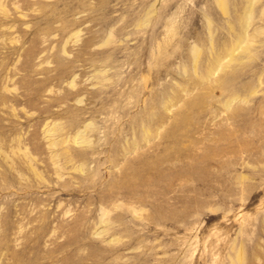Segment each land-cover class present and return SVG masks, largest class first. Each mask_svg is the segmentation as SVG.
<instances>
[{
    "label": "rangeland",
    "instance_id": "rangeland-1",
    "mask_svg": "<svg viewBox=\"0 0 264 264\" xmlns=\"http://www.w3.org/2000/svg\"><path fill=\"white\" fill-rule=\"evenodd\" d=\"M221 1L0 0V264H264V0Z\"/></svg>",
    "mask_w": 264,
    "mask_h": 264
},
{
    "label": "bare ground",
    "instance_id": "bare-ground-1",
    "mask_svg": "<svg viewBox=\"0 0 264 264\" xmlns=\"http://www.w3.org/2000/svg\"><path fill=\"white\" fill-rule=\"evenodd\" d=\"M220 1H221V0H220ZM221 2L223 3V1H221ZM219 3H220V2H219ZM222 3H221V5H223ZM239 253H240V252H239ZM240 256H242V255L240 254ZM238 257H239V255L237 256V258H238ZM239 258H242V257H239ZM236 260H237V259H236ZM239 260H240V259H238V261H239ZM238 261H237V262H238Z\"/></svg>",
    "mask_w": 264,
    "mask_h": 264
}]
</instances>
